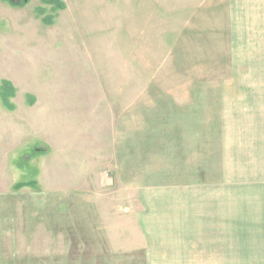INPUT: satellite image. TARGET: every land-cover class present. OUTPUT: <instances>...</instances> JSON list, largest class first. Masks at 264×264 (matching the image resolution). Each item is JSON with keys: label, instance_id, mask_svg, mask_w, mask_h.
Instances as JSON below:
<instances>
[{"label": "rangeland", "instance_id": "obj_1", "mask_svg": "<svg viewBox=\"0 0 264 264\" xmlns=\"http://www.w3.org/2000/svg\"><path fill=\"white\" fill-rule=\"evenodd\" d=\"M58 2L0 0V264H97L82 238L87 203L114 213L135 185L167 179L144 154L128 161L131 139L144 153L161 132L155 108L218 106L225 93L226 138L244 145L248 170L231 179L228 260L264 264V0ZM217 116L181 131L201 139L195 157L218 143Z\"/></svg>", "mask_w": 264, "mask_h": 264}, {"label": "crops", "instance_id": "obj_2", "mask_svg": "<svg viewBox=\"0 0 264 264\" xmlns=\"http://www.w3.org/2000/svg\"><path fill=\"white\" fill-rule=\"evenodd\" d=\"M187 94L191 98V90ZM225 95L219 99L218 106L204 107L200 101L188 99L181 105L171 102L155 108L157 121L151 124L161 125V132L147 134L144 153L135 152L138 143L131 139L128 161H137V156L144 154L145 161L163 164L155 171L166 172L162 175L167 179L158 184L135 185L129 208L114 206V213L107 214L103 203H87L82 238L100 259L97 264L232 263L228 260L232 257L234 241L235 199L231 179L247 176L244 172L248 170L244 145L237 146L226 138V130L232 128L225 114L233 106L230 101L228 105ZM192 108L195 111L187 116ZM212 112L220 115L213 124L208 123L218 143L209 144L204 151L208 158L201 157V148L197 149L201 156L195 157L192 151L201 146V139L185 138L181 131L201 130L196 114ZM148 127L146 130H151ZM157 128L152 130L158 131ZM193 161L205 164L195 166ZM167 162L174 164L166 168ZM145 171L154 174L149 167Z\"/></svg>", "mask_w": 264, "mask_h": 264}, {"label": "trees", "instance_id": "obj_3", "mask_svg": "<svg viewBox=\"0 0 264 264\" xmlns=\"http://www.w3.org/2000/svg\"><path fill=\"white\" fill-rule=\"evenodd\" d=\"M5 1H7L12 6H24L29 2V0H19L18 3H15L16 0H5ZM42 1L57 5L59 8L62 6L61 4H59L58 0H42ZM45 22H47V21H45ZM3 101H5V99H3ZM40 151H37V152H40ZM22 186H24V184L18 185V187H22Z\"/></svg>", "mask_w": 264, "mask_h": 264}]
</instances>
